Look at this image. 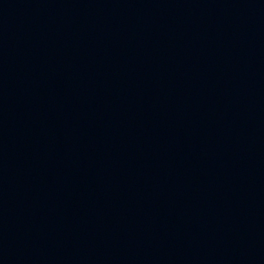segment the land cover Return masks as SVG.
Listing matches in <instances>:
<instances>
[{
    "label": "water",
    "instance_id": "obj_1",
    "mask_svg": "<svg viewBox=\"0 0 264 264\" xmlns=\"http://www.w3.org/2000/svg\"><path fill=\"white\" fill-rule=\"evenodd\" d=\"M114 0H0V264H75Z\"/></svg>",
    "mask_w": 264,
    "mask_h": 264
}]
</instances>
